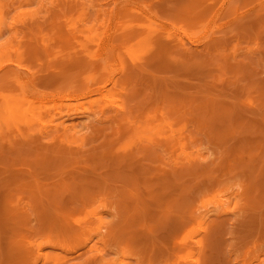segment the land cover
<instances>
[{
    "label": "rangeland",
    "instance_id": "374dc122",
    "mask_svg": "<svg viewBox=\"0 0 264 264\" xmlns=\"http://www.w3.org/2000/svg\"><path fill=\"white\" fill-rule=\"evenodd\" d=\"M0 117V264H264V0H0Z\"/></svg>",
    "mask_w": 264,
    "mask_h": 264
},
{
    "label": "bare ground",
    "instance_id": "6f19581e",
    "mask_svg": "<svg viewBox=\"0 0 264 264\" xmlns=\"http://www.w3.org/2000/svg\"><path fill=\"white\" fill-rule=\"evenodd\" d=\"M61 1V0H60ZM63 2V1H62ZM132 3V2H131ZM60 4V3H59ZM63 5V4H62ZM55 6H56V4H55ZM140 9V8H139ZM145 10V9H144ZM66 11V10H65ZM150 12H152V11H150ZM66 13H67V11H66ZM149 12H147V14H148ZM245 13V12H244ZM65 14V13H64ZM149 14H151V13H149ZM154 14V13H153ZM243 14V13H242ZM244 15V14H243ZM241 17H242V15H240ZM245 16V15H244ZM129 17V16H128ZM131 17V16H130ZM153 17H154V15H153ZM241 17H239V18H241ZM246 17V16H245ZM238 18V19H239ZM154 20V19H153ZM235 20H237L236 19V17H235ZM128 20H126V22H127ZM243 22H244V20H242ZM241 21V22H242ZM245 21H247V20H245ZM128 23V22H127ZM159 23V22H158ZM62 24V23H61ZM207 24H209V23H207ZM240 25H241V23H240ZM208 26V25H207ZM206 26V27H207ZM239 26V25H238ZM243 26H244V24H243ZM216 27V26H215ZM208 28V27H207ZM193 38H194V36H192ZM196 38H197V36H196ZM202 38V37H201ZM201 41H205V40H201ZM112 43V42H111ZM199 42H197V44H198ZM110 47V46H109ZM112 47V46H111ZM111 49H113V50H115L116 51V49H115V47L114 48H111ZM197 49L199 50V48L197 47ZM102 50H104V49H102ZM101 50V51H102ZM107 51H108V49H107ZM114 51V52H115ZM105 52V51H104ZM103 52V53H104ZM111 52V51H110ZM108 53V52H107ZM116 54V53H115ZM104 55H105V53H104ZM103 56V55H102ZM109 56H110V54H109ZM99 57H101L100 56V53H99ZM102 58V57H101ZM107 58H109V57H107ZM117 59H118V55H117V57H116ZM116 59V60H117ZM100 60V59H99ZM107 61V60H106ZM108 62V61H107ZM111 61H110V59H109V63H110ZM108 63V64H109ZM107 64V65H108ZM115 64V63H114ZM110 65H112V64H110ZM116 65V64H115ZM108 67V66H107ZM111 67V66H110ZM113 67H115V66H113ZM125 68V76L126 75H130V73H132V67L131 66H126V67H124ZM113 69H115V68H112V70ZM244 69H246V68H244ZM115 70H117V68L115 69ZM115 70H113V71H115ZM123 72V71H122ZM248 72V71H247ZM113 73H115V72H113ZM249 73V72H248ZM150 75V74H149ZM151 75H152V73H151ZM117 76V75H116ZM27 77V76H26ZM127 77V76H126ZM129 77V76H128ZM28 78V77H27ZM240 78V77H239ZM238 78V79H239ZM129 78H127V80H128ZM32 80V79H31ZM124 80V79H123ZM33 81V80H32ZM122 81V78H121V80H120V77H112V76H110L108 79H107V81H106V84H103L101 87H100V90H101V93H106V90H108V91H110L112 88H116V86H119V83ZM125 81V80H124ZM34 82V81H33ZM110 82V83H109ZM127 82V81H126ZM238 83V82H237ZM111 84H113L112 85V87L110 86ZM26 85V84H25ZM87 85H90V83L89 84H87ZM31 87H33L32 85H30ZM36 86V85H35ZM110 86V87H109ZM37 87V86H36ZM125 87V86H124ZM240 87H241V85H240ZM29 89H31V88H29ZM27 90V93H25L24 94V100H26L27 102H30L31 104L32 103H34V97H33V94L35 93V92H33V91H31L32 93H30V90ZM35 89H39V88H35ZM89 89V88H88ZM87 89V90H88ZM122 89H123V87H122ZM126 89H128V87H126ZM242 89V88H241ZM34 90V89H33ZM46 90V89H45ZM124 91H125V89H123ZM36 91V90H35ZM89 91H92V90H88V92ZM26 92V91H25ZM36 92H39V90L38 91H36ZM53 92V91H52ZM56 92V91H55ZM54 92V93H55ZM86 92V91H85ZM36 94V93H35ZM38 94V93H37ZM50 94H52V93H50ZM56 94V93H55ZM86 94V93H85ZM134 94V93H133ZM263 94V93H262ZM58 95V94H57ZM104 95H107V94H104ZM261 95V94H260ZM44 95H40V98L41 97H43ZM33 97V98H32ZM52 98V97H56V95L54 96V95H50L49 96V98ZM111 97V96H110ZM39 98V99H40ZM109 98V97H108ZM191 98H193V97H191ZM46 99V98H45ZM53 99V98H52ZM195 99V98H194ZM193 99V100H194ZM49 100V99H48ZM108 101V100H107ZM110 101V100H109ZM117 101V100H116ZM115 101V102H116ZM118 102V101H117ZM190 103H191V101H190ZM189 103V104H190ZM118 104V103H117ZM188 104V105H189ZM119 105V104H118ZM191 105H192V107H193V105H196L195 104V101H193V103H191ZM120 106V105H119ZM49 107V106H48ZM196 107L198 108L199 106L198 105H196ZM123 108V107H122ZM119 114V115H118ZM105 116V115H104ZM110 116V115H109ZM117 117V119H121V120H123V118H122V116H123V113H117V115H116ZM71 117H73V116H71ZM74 118V117H73ZM73 118H71V119H73ZM126 118V117H125ZM124 118V119H125ZM4 117H0V125H1V127H2V130H1V132H0V134H4V131L3 130H5V129H8L9 127H10V123H8V121H7V119H5ZM75 119V118H74ZM102 120H104V119H102ZM69 121H71V120H69ZM78 124V123H77ZM74 129H76V123L74 124V125H72V126H65L64 127V129H63V131H64V133H62V135L64 136V135H71L72 136V134H74ZM76 132V131H75ZM110 135V134H109ZM76 136H77V132H76ZM74 136H72V138H73ZM105 138V137H104ZM104 141V140H103ZM183 146V145H182ZM107 147V146H106ZM101 148H102V146H101ZM102 150V149H101ZM91 150H89L88 152H90ZM111 151V150H110ZM165 151V150H164ZM99 152L100 151H98V152H95V153H98L99 154ZM112 152V151H111ZM73 155V154H72ZM109 155V153H108V150H106V151H103V153H102V156H104V157H107ZM70 156V155H69ZM112 156V155H111ZM71 157H73V156H71ZM73 159V158H72ZM127 159V158H126ZM102 161H104V160H102ZM116 162V161H115ZM97 164V163H96ZM257 164V163H256ZM115 165V164H114ZM118 167V166H117ZM116 167V168H117ZM36 170L37 169H35V172H36ZM36 174V173H35ZM121 175V174H120ZM34 176V175H33ZM37 176V175H36ZM64 176V175H63ZM80 178L81 179H83L84 178V176L83 175H80ZM56 182V181H55ZM148 182V181H147ZM36 183H37V185H39V186H42L43 187V185H41V182L38 180V181H36ZM60 183H62V182H60ZM185 183V182H184ZM66 183H62L61 184V186H63V185H65ZM264 184V183H263ZM54 185V184H53ZM138 185H140V184H138ZM142 185V184H141ZM143 185H144V183H143ZM146 186V185H145ZM19 187V186H18ZM140 187V186H139ZM143 187V186H142ZM148 187V186H147ZM239 187V186H238ZM24 188V187H23ZM26 188V187H25ZM144 188V187H143ZM142 188V189H143ZM135 189V188H134ZM151 189V188H150ZM52 190V189H51ZM53 190H55V189H53ZM52 190V191H53ZM57 190V189H56ZM182 190V189H181ZM128 191L132 194V184L128 187ZM137 191H139V190H137ZM153 191H154V189H153ZM55 192V191H54ZM182 192V191H181ZM56 193V192H55ZM62 193V192H61ZM140 193V195H142V192H139ZM151 193H154V192H151ZM183 193V192H182ZM181 193V194H182ZM58 194H60V192H58ZM225 194V193H224ZM125 195V194H124ZM183 195V194H182ZM187 195V194H186ZM227 196V195H226ZM184 197H186L185 195L183 196V198ZM228 197V196H227ZM103 198V197H102ZM143 198H145V200H147L146 199V197H144L143 196ZM142 198V199H143ZM155 198V197H154ZM100 199H101V197H100ZM156 199V198H155ZM189 199V198H188ZM157 200V199H156ZM184 200V199H183ZM107 201V200H106ZM136 201H138V200H136ZM151 201H153V200H151ZM183 202H185V201H182L181 203H183ZM147 203H148V201H147ZM187 203V201L185 202V203H183L184 205L183 206H181V209H183L182 207H184V206H186L185 204ZM227 203H229V202H227ZM177 204V203H176ZM7 205V204H6ZM49 205V204H48ZM47 205V206H48ZM187 205H188V203H187ZM46 206V207H47ZM148 206H149V204H148ZM222 205L220 204V206L219 207H221ZM12 207H14V206H12ZM51 207H53L54 208V206H51ZM150 207V206H149ZM188 207H189V205H188ZM190 208V207H189ZM12 209H14V208H12ZM184 211L186 210L185 208L183 209ZM188 210V209H187ZM21 211H23V210H21ZM57 211V210H56ZM58 214H60V213H58ZM13 215V214H12ZM61 215V214H60ZM42 216V215H41ZM62 217V216H61ZM26 218V217H25ZM164 218V217H163ZM264 218V217H263ZM44 219V218H43ZM45 219H47V218H45ZM64 219V218H63ZM21 220V219H20ZM24 220V219H23ZM15 221V220H14ZM45 221V220H44ZM24 222V221H23ZM53 222V221H52ZM51 222V223H52ZM13 223V222H12ZM15 223V222H14ZM46 225V224H45ZM44 225V226H45ZM48 225V224H47ZM55 225V224H54ZM21 227V226H20ZM56 227V226H55ZM106 227V228H105ZM23 228H24V226H23ZM18 229V231H19V228H17ZM21 229V228H20ZM103 229H105V230H103ZM150 229H152V228H150ZM24 230V229H23ZM17 231V230H16ZM98 234H100V237L102 238V239H108V237H109V235H112L113 234V231H114V228H113V225L112 224H110L109 226L108 225H100L99 226V228H98ZM152 231H155L154 230V228H153V230ZM14 232H15V229H14ZM20 232V231H19ZM22 233V232H21ZM20 233V234H21ZM23 235V234H22ZM90 238H91V236H89V234H85V236H84V245H85V247H86V249L85 248H83V249H85V250H80L77 254H75V255H71L70 257H68L67 259H70V260H75V259H79V258H81V257H83L84 255H86L87 253H90V252H92L93 251V249H94V247L93 246H89L88 245V241L90 240ZM83 239H82V241H83ZM199 243V242H198ZM91 244V243H90ZM39 246V245H38ZM64 246L65 247H71L72 246V243H71V241H64ZM34 247V246H33ZM27 248V247H26ZM29 248V247H28ZM41 250V249H40ZM45 250V249H44ZM42 251V250H41ZM73 253V252H72ZM71 253V254H72ZM46 254H48V252L46 253ZM3 256H5V254H3ZM49 256V255H48ZM90 257L87 259V262L89 263V262H92V263H99V262H102L103 260L105 261L106 259H105V255L102 253V252H99V253H97V254H90L89 255ZM45 257H46V255H45ZM47 258V257H46ZM42 260H44V259H42ZM60 260H61V258H60ZM66 259H64V261H65ZM61 262V261H60ZM41 263V262H40ZM39 263V264H40ZM43 263H45V261L43 262ZM48 263V262H47ZM56 263V262H55ZM59 263V262H58ZM60 264V263H59ZM62 264V263H61Z\"/></svg>",
    "mask_w": 264,
    "mask_h": 264
}]
</instances>
